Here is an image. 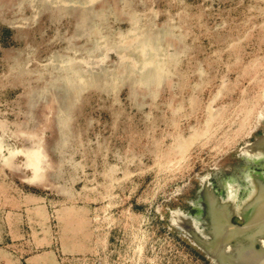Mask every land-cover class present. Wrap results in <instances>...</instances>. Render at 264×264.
Segmentation results:
<instances>
[{
	"label": "rangeland",
	"instance_id": "obj_1",
	"mask_svg": "<svg viewBox=\"0 0 264 264\" xmlns=\"http://www.w3.org/2000/svg\"><path fill=\"white\" fill-rule=\"evenodd\" d=\"M255 208L264 0H0V264H238Z\"/></svg>",
	"mask_w": 264,
	"mask_h": 264
},
{
	"label": "bare ground",
	"instance_id": "obj_2",
	"mask_svg": "<svg viewBox=\"0 0 264 264\" xmlns=\"http://www.w3.org/2000/svg\"><path fill=\"white\" fill-rule=\"evenodd\" d=\"M213 207V206H212ZM212 207H211V210H212ZM256 210H252L251 211V218L253 220H255V223L252 225V226H257L259 225L264 218L263 215H264V211H261V209H257L255 208ZM254 211V212H253ZM249 215V211L246 212V217ZM232 228V227H231ZM259 230V229H258ZM258 230H255L256 233H258L259 231ZM229 232L227 231V233L225 234V236L223 237V241L220 242L219 244H217L216 246L218 247V245H221V248H223L224 250H226L227 253H230V252H235V257H237V255H239L237 253V251L239 252L240 249H241V243L239 241V239L243 238V239H246L247 236L245 235V233L243 234H240L238 237H236V240H235V243L232 245L230 241H232L233 239L235 238H232L230 234H228ZM236 235V234H235ZM240 239V240H241ZM243 241V240H242ZM214 250H217V248L215 247ZM216 252V251H215ZM243 254V253H242ZM231 264V263H230ZM238 264H264V252H260V250H253L251 251L250 253H247L245 254L241 259H240V263Z\"/></svg>",
	"mask_w": 264,
	"mask_h": 264
}]
</instances>
